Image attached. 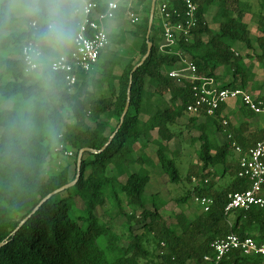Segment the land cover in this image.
Returning <instances> with one entry per match:
<instances>
[{
	"label": "trees",
	"instance_id": "16d2710c",
	"mask_svg": "<svg viewBox=\"0 0 264 264\" xmlns=\"http://www.w3.org/2000/svg\"><path fill=\"white\" fill-rule=\"evenodd\" d=\"M104 1L99 0L98 12L104 10ZM184 1H156L154 36L149 37L152 49L135 70L147 49L151 0H132L130 8L119 7L116 26L107 33L109 45L99 54L97 65L90 72H77L76 81L69 84L65 73L51 70L59 56L30 72L21 57L23 46L35 45L46 10L26 19L9 10L13 3L43 6L50 0H0V105L14 100L9 107L0 106V264H210L204 257L214 256L211 243L229 232L264 242V208L224 212L227 195L244 191L249 181L237 177V162H227L230 142L219 144L216 134L231 133L242 150L264 136V129H257L243 137L242 124L235 129L221 116L226 104L215 116L189 119L188 128L200 131L198 167L186 175L191 188L175 200L177 205L193 206L195 198H208L212 201L208 210L197 207L192 215L172 212L176 223L166 224L161 214L166 203L159 191L147 192L157 169L170 185L183 183L167 143L177 136L176 120L196 99L192 88L197 82L177 81L169 72L191 64L196 76L215 79L216 70L224 67L231 80L220 88L248 92L254 75L246 60H256L264 68V0L254 38L244 22L249 3L193 0L195 27L189 36L161 48V23L154 21L157 8L165 4L172 15L170 23H175L182 20ZM138 12L145 14L139 23L123 21ZM208 16L217 27L215 32ZM21 18L24 30L18 29ZM81 21L83 17L78 31ZM237 43L251 53L239 55L234 50ZM73 50L74 43L61 55ZM128 95L129 106L121 121ZM167 95L166 105H160ZM263 100L255 98L261 107ZM237 113L256 114L243 104ZM141 115L147 120H141ZM152 131L157 139L150 155L146 134ZM68 149L75 151L74 173L67 166L49 171L55 156ZM81 149L87 151L77 165ZM218 166L220 177L227 173L232 177L215 189ZM193 179L198 183L193 184ZM107 204L110 208L105 209ZM118 218L125 220L123 227ZM221 264H264V256L234 251Z\"/></svg>",
	"mask_w": 264,
	"mask_h": 264
},
{
	"label": "built area",
	"instance_id": "2783aa9c",
	"mask_svg": "<svg viewBox=\"0 0 264 264\" xmlns=\"http://www.w3.org/2000/svg\"><path fill=\"white\" fill-rule=\"evenodd\" d=\"M83 6V21L78 31V39L74 43V50L68 56H62L51 63V70L65 73L69 84L76 81L77 72H90L97 65L99 54L109 45L107 37V24L114 19L118 10V3L115 0L105 1V9L102 12L99 0H80ZM184 15L181 21L170 23L172 15L167 12L165 4L157 8L159 21L162 27L163 40L160 47L173 45L180 36L187 37L192 28L195 27L197 5L193 0L184 1ZM131 24H137L139 18L130 16ZM33 45L23 46L21 57L27 65V71H33L32 63L29 61V49ZM52 65H55L53 67ZM195 67L191 64L184 68L171 70L169 77L180 81L188 79L194 84L193 91L196 99L187 107L186 114L199 119L202 116H215L221 105L229 101H240L245 107L254 113H260L262 103L255 102L248 92L241 89H221L213 78L198 77L195 75ZM222 116V115H221ZM227 121H222L223 128L227 127ZM226 139L230 142V148L237 159V177L246 178L249 187L242 192L229 193L227 204L224 208L226 214L235 210L247 211L252 207L264 208V136L254 146L247 150L235 143L232 134L227 132ZM71 155V153H65ZM193 182L198 183L196 179ZM204 211H207L212 201L208 198H195ZM214 256L204 257L210 264H221V261L234 251L241 255L252 256L255 254L264 256V242L257 243L250 237L240 238L229 232L224 238L216 239L211 243Z\"/></svg>",
	"mask_w": 264,
	"mask_h": 264
},
{
	"label": "rangeland",
	"instance_id": "374dc122",
	"mask_svg": "<svg viewBox=\"0 0 264 264\" xmlns=\"http://www.w3.org/2000/svg\"><path fill=\"white\" fill-rule=\"evenodd\" d=\"M243 2H247L250 4L251 8H250V12L245 14L244 17V22L247 23L250 31H251V35L254 38L256 36L255 31H256V27L258 26V17H257V13L260 10V3L261 0H241ZM128 0H120L119 3H127ZM134 15V14H132ZM130 16L131 15H127L126 18L123 19V21H130ZM136 16V15H134ZM29 16H23V18H27ZM145 17V14L142 15H138L139 21L142 20V18ZM21 18L20 19V25L18 26L19 30H24L26 28L25 23L23 22L24 19ZM207 23L209 24L210 28L212 29L213 32L216 31L217 27L215 24L212 23L211 21V17L208 16L206 18ZM155 23L157 21H159L158 18V11L155 13ZM116 26V22L115 21H111L107 24V31L109 32V29L111 30L112 28H114ZM154 36V32L150 33V36ZM158 35V34H157ZM157 37V36H156ZM125 49H127V46H124ZM234 50L235 52H237L239 55L244 56L246 53L250 54V50H245L244 46L242 44H237V46H234ZM131 54V53H130ZM130 57V56H128ZM246 66H248L250 68V73L253 74V79H252V86L253 89L248 91V93L250 94V96L255 99L257 96H261L262 98H264V68L259 64V62H257L256 60L253 61H249L246 60ZM30 72V71H29ZM250 75V74H249ZM215 82L216 84L220 87L222 86L224 83L229 82L231 80V75L230 74H225L224 71V67H219L216 70V77H215ZM255 89H258V91ZM169 99V96H165L164 97V101L163 103H160V105H166L165 103H167V100ZM155 102L161 101L160 98H155L154 99ZM239 104V106H241L242 104L240 103V101H237ZM14 100H7L1 103V107H9L11 105H13ZM240 108V107H239ZM246 110V109H244ZM245 112V111H244ZM241 115L244 113H240ZM141 120L146 121L147 120V116L145 115H141L140 116ZM193 118L190 117V115L185 114L183 117H181L180 119L176 120V124L174 126V132L175 135H177L176 137H174L170 142L167 143V147L170 151V153H172V156L175 159L176 165L178 167L179 173L183 178V183L180 185H170L167 182V179L165 177H162L163 175L160 173V171L157 169L156 171L153 172L152 175V181L150 183V186L148 185L149 188L148 189V193H153L156 191H159L160 193V198L166 203L165 206L162 208V217L165 220L166 224H175L176 220L173 217H170V214L172 212L174 213H179V212H185L187 215H192V213L195 211V209L197 207H201V205L196 202L194 200L193 206H189L190 204H181V205H177L175 200L179 199V197H181L186 191L187 189L191 188V183H186V175L190 172V171H195L196 167H198V158H197V150L199 148V143L196 142V139L198 138V136L200 135V131L192 129V128H188V125L190 127V123H189V119ZM246 118H248L246 116ZM250 118H253V116H250ZM259 119L264 120V113L258 115ZM226 133L225 131L222 132V134H216L215 139L216 141L221 144L224 140L227 141L226 139ZM147 137V141H148V147L146 150V153L148 154H153L154 150L156 149V145L153 144V140L157 139V134L155 131L149 132L146 134ZM138 147V146H137ZM136 147V149H137ZM231 149V148H230ZM67 153H71V155L69 154H63L62 156H55L54 161L52 162V164L49 166V171L51 172H56L58 171L60 168L62 167H69V170L71 173H74L75 171V151L72 149H68ZM228 153L233 154L234 152L231 150H228ZM230 156V155H229ZM230 158V157H229ZM228 158V161H230V159ZM236 161L235 158H232L231 161ZM221 166H218L216 169L217 171V176L216 178L213 180V182L215 183L214 188L218 189L221 188L223 186V184H225L226 182L229 181V179L232 177V175L230 173H227L224 177H220L219 175L221 174ZM135 170L138 169V166L134 167ZM233 170V169H232ZM185 181V182H184ZM192 183L195 184V182ZM106 208H110V205L107 204ZM232 218V216H230V219ZM124 219L122 218H118L117 219V223L123 227L124 224ZM125 233V232H124ZM121 244H123V241L121 242ZM156 255V252H155Z\"/></svg>",
	"mask_w": 264,
	"mask_h": 264
},
{
	"label": "clouds",
	"instance_id": "9594fccd",
	"mask_svg": "<svg viewBox=\"0 0 264 264\" xmlns=\"http://www.w3.org/2000/svg\"><path fill=\"white\" fill-rule=\"evenodd\" d=\"M44 11L37 31L35 45L29 49V61L34 68L46 66L66 51L78 39L79 21L83 15L80 0H50L37 3H13L9 10L14 15L36 16ZM55 67V65H52Z\"/></svg>",
	"mask_w": 264,
	"mask_h": 264
},
{
	"label": "crops",
	"instance_id": "0c3cea01",
	"mask_svg": "<svg viewBox=\"0 0 264 264\" xmlns=\"http://www.w3.org/2000/svg\"><path fill=\"white\" fill-rule=\"evenodd\" d=\"M105 1H109V0H105ZM105 1H104V4H105ZM115 1L118 3V8L121 6H126L127 8H130L132 3H133L132 0H128V2L126 4L125 3H119L120 0H115ZM122 2H123V0H122ZM104 9H105V5H104ZM139 14L142 15V12H138V14H136V16L138 17ZM128 15H132V14H128ZM132 16H134V15H132ZM158 18H159V15H158ZM111 21H117V19L114 17V19ZM237 44H235V45L237 46ZM262 102H263V107H262L261 112L254 114L253 118H250V116H247L245 114L244 115L243 114L241 115L240 113L236 114L237 110L240 107L238 105L239 103L237 101L227 102L225 109L223 110L221 115L224 116L226 118V120L229 122L230 126H232L235 129H238L239 125L241 126V124H242L243 125L241 127L243 129L242 136L246 137L247 135H249L253 131H256L257 129H260V130L264 129V120L257 118L258 115L264 113V100ZM246 116L248 118H246ZM229 150H231V149H229ZM228 158L230 159V161H228ZM232 158H235V160L237 159V157L234 153L233 154L227 153V162H234V160L231 161Z\"/></svg>",
	"mask_w": 264,
	"mask_h": 264
},
{
	"label": "water",
	"instance_id": "95a60500",
	"mask_svg": "<svg viewBox=\"0 0 264 264\" xmlns=\"http://www.w3.org/2000/svg\"><path fill=\"white\" fill-rule=\"evenodd\" d=\"M156 1L157 0H151V4H150V11H149V16H148V24H147V32H146V42H147V49H146V53L145 55L141 58L140 62L136 65V67H134L133 70H135L138 66L142 65L144 63V61L147 59V57L149 56L150 52H151V49H152V43L149 41V37H150V33H151V29H152V24H153V18H154V12H155V7H156ZM127 103H126V106L123 110V113L121 115V121L123 120L126 112H127V109H128V106H129V95L127 97ZM120 126V125H119ZM87 151V149H81L78 153V156H77V165L80 164L81 160H82V156L83 154ZM78 176V172H77V175ZM77 178V177H76ZM76 181V179H75ZM69 183L67 185H64L63 187L59 188L57 191H55L54 193H59V192H62L64 191L65 189H68L69 187H71L74 183Z\"/></svg>",
	"mask_w": 264,
	"mask_h": 264
}]
</instances>
